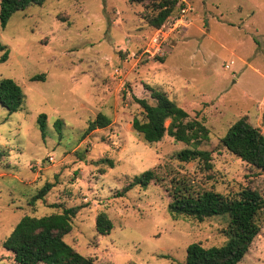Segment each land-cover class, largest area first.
Returning <instances> with one entry per match:
<instances>
[{"label": "rangeland", "instance_id": "374dc122", "mask_svg": "<svg viewBox=\"0 0 264 264\" xmlns=\"http://www.w3.org/2000/svg\"><path fill=\"white\" fill-rule=\"evenodd\" d=\"M179 1L159 28L147 23L146 5L129 0H46L0 26L8 51L0 80L13 78L25 93L20 111L0 103V264H15L3 242L23 216L72 206L81 208L64 240L96 262L183 263L191 243H225L228 219L173 217V179L197 190L231 196L250 187L264 196V173L221 141L242 117L264 133V0ZM37 74L44 80H32ZM148 87L209 129L199 148L211 151L212 169L178 158L188 144L168 134L149 143L133 128V118L144 116L134 97L154 102ZM100 113L111 123L84 135ZM148 169L162 181L119 195ZM46 182L52 189L31 203ZM101 212L113 222L108 234L96 227ZM259 220L261 231L238 264H264V209Z\"/></svg>", "mask_w": 264, "mask_h": 264}, {"label": "trees", "instance_id": "16d2710c", "mask_svg": "<svg viewBox=\"0 0 264 264\" xmlns=\"http://www.w3.org/2000/svg\"><path fill=\"white\" fill-rule=\"evenodd\" d=\"M46 0H1L0 26L5 28L16 11L25 10L30 5H42ZM131 3L146 5L145 19L155 28L161 27L174 13L182 7L179 0H129ZM179 4V5H178ZM3 54L0 62L6 61L8 51L0 43ZM44 80V74H37L32 80ZM153 103L146 98L134 97L143 110V118H133V128L141 133L149 143L160 141L166 134L190 147L178 153L181 161L198 160L205 169L213 167L212 153L199 148L209 138V129L198 119H191L189 113L176 101L159 90L148 87ZM25 93L13 78L0 80V103L10 113L20 111L23 107ZM169 120L168 125L166 121ZM39 128L45 137L46 114L38 116ZM111 123L109 117L99 114L90 120L84 131L88 135L94 130L104 128ZM63 122L55 121V127L61 135ZM226 148L247 163L259 168L264 173V133L250 123L246 117L236 120L221 139ZM113 166L109 158L103 159ZM161 182L162 177L155 169H148L133 178L119 195L135 186L146 187L151 182ZM53 183L46 182L32 197L31 203L44 199L52 189ZM171 201L168 210L173 217H187L204 221L214 216L228 219L225 229L227 240L220 246L205 247L199 242L191 243L187 256L179 264H238L248 253L254 239L261 231L259 215L264 209V196L256 189L245 187L235 195H225L212 189L197 190L184 179H173L170 189ZM59 206V205H55ZM81 207H64L61 212L43 216H23L3 246L14 254L15 264H100L92 257L85 256L64 240V236L73 228V218ZM98 232L108 234L113 222L108 214L101 212L96 218Z\"/></svg>", "mask_w": 264, "mask_h": 264}]
</instances>
